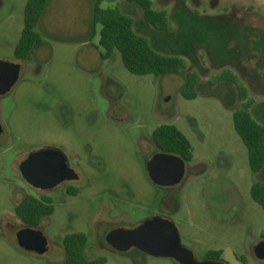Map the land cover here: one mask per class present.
<instances>
[{"label": "rangeland", "instance_id": "374dc122", "mask_svg": "<svg viewBox=\"0 0 264 264\" xmlns=\"http://www.w3.org/2000/svg\"><path fill=\"white\" fill-rule=\"evenodd\" d=\"M26 1L0 0V60L20 63L16 83L0 95V264H58L64 235L75 231L86 232L85 256L105 264H177L105 242L109 230L156 215L171 218L197 260L221 250L225 264H264L253 253L264 240V210L250 196L264 167L250 171L232 121L235 83L264 126V0H151L168 15L164 31L148 25L136 4L102 0L101 8L130 16L155 51L186 60L184 72L162 76L131 74L117 50L100 58V25L90 29L95 0H47L35 28L43 42L17 61ZM187 72L197 81L191 100L181 95ZM162 124L175 125L192 146L182 181L170 187L149 180L151 147L140 140ZM43 147L61 150L78 179L51 190L29 186L18 165ZM27 194L53 200L54 212L38 225L43 254L17 243L23 225L14 207Z\"/></svg>", "mask_w": 264, "mask_h": 264}, {"label": "trees", "instance_id": "16d2710c", "mask_svg": "<svg viewBox=\"0 0 264 264\" xmlns=\"http://www.w3.org/2000/svg\"><path fill=\"white\" fill-rule=\"evenodd\" d=\"M102 0H95L91 10V34L95 33V26L100 25L99 46L102 48L100 58L108 59L117 50L124 68L131 74L143 76H162L178 74L187 69L186 60L181 56L164 55L155 51L147 39L137 34L133 29L132 18L118 7L101 8ZM136 4L142 11L143 20L157 30H167L168 15L163 9H155L151 0H124ZM47 0H27L23 11V27L14 48L17 61L29 60L36 48L42 44L41 35L36 26L44 12ZM184 85L181 95L186 99L197 96L195 81L190 72L184 74ZM230 79H222L221 81ZM232 83V82H231ZM238 91L239 105L232 112L234 130L240 137L247 150V160L250 171L258 174L264 167V126L253 119L249 107L239 95V87L233 83ZM155 146L162 151L180 157L186 164L192 160V146L188 138L172 124H162L152 132ZM252 200L264 210V182L255 181L250 187ZM54 212L53 200L47 195H25L14 207V213L25 226L35 227L43 218ZM264 238V235L262 236ZM87 243L84 233H69L62 239L64 258L58 264H105L103 256L87 258L83 249ZM222 251H209L206 257L220 260Z\"/></svg>", "mask_w": 264, "mask_h": 264}, {"label": "water", "instance_id": "95a60500", "mask_svg": "<svg viewBox=\"0 0 264 264\" xmlns=\"http://www.w3.org/2000/svg\"><path fill=\"white\" fill-rule=\"evenodd\" d=\"M20 63L0 60V95L7 93L16 83ZM2 126L0 124V135ZM24 181L38 190H51L66 180L78 178L69 166L67 157L55 147H43L31 151L18 165ZM151 181L161 186H173L181 181L185 173V162L172 153H155L146 162ZM107 244L116 251L124 252L134 247L153 257L172 258L180 264H225L220 260H197L192 252L181 244L176 225L169 219L153 216L141 221L133 228L117 227L106 236ZM19 247L43 254L46 239L41 231L23 228L17 232ZM253 253L264 259V240L257 242Z\"/></svg>", "mask_w": 264, "mask_h": 264}, {"label": "flooded vegetation", "instance_id": "af4514ba", "mask_svg": "<svg viewBox=\"0 0 264 264\" xmlns=\"http://www.w3.org/2000/svg\"><path fill=\"white\" fill-rule=\"evenodd\" d=\"M153 130L154 129H152L151 130V132H150V134L148 135H145V136H143L142 138H140V140H141V142H143V143H146V145L150 148L151 147V157H152V155L153 154H155V153H168V152H165V151H162L161 149H159V148H157L156 146H155V144H154V142H153V139H152V132H153ZM150 157V158H151ZM149 158V159H150ZM148 159V160H149ZM147 162V161H146ZM145 168H146V163H145ZM75 171V170H74ZM146 172H147V170H146ZM185 172H186V163H185ZM147 175H148V173H147ZM184 175H185V173H184ZM184 177V176H183ZM148 178H149V176H148ZM76 179H78V178H76ZM76 179H72V180H76ZM183 179V178H182ZM182 179H181V181H182ZM72 180H66V181H63V182H61V183H64V182H69V181H72ZM149 180L151 181V179L149 178ZM180 181V182H181ZM179 182V183H180ZM151 183H153L152 181H151ZM179 183H177V184H179ZM154 185H156V186H160V187H170V186H161V185H157V184H155V183H153ZM177 184H175V185H177ZM59 185V184H58ZM174 186V185H173ZM78 193V191H72V190H67L66 191V194L67 195H70V196H74V195H76ZM156 216H160V217H163V218H166V219H169V220H171V218L170 217H166V216H163V215H156ZM145 220V219H144ZM23 225V224H22ZM138 225V224H137ZM135 227V226H134ZM23 228H30V229H32V230H36V231H41L42 232V235L45 237V239H46V236H45V234H44V231L41 229V228H38V225L37 226H35V227H32V226H25V225H23ZM23 228H21V229H23ZM117 228V227H116ZM20 229V230H21ZM114 229V228H113ZM112 230V229H111ZM19 231V230H18ZM110 231V230H109ZM108 231V232H109ZM76 232H81V233H84L85 235H86V232H83V231H75V232H71V233H76ZM107 232V233H108ZM106 233V234H107ZM69 234V233H68ZM106 234H105V236H106ZM65 236V235H64ZM87 236V235H86ZM105 236H104V239H105ZM87 241H88V239H87ZM106 242V241H105ZM107 243V242H106ZM87 244V243H86ZM62 246H63V244H62ZM86 246V245H85ZM254 247V246H253ZM132 248H134V247H132ZM113 249V248H112ZM131 249V248H130ZM136 249V248H135ZM46 250H47V242H46ZM84 250H85V247H84V249H83V252H84ZM114 250V249H113ZM137 251H139V252H141V253H143V254H146V253H144V252H142V251H140V250H138V249H136ZM116 251V250H115ZM128 251V250H127ZM46 252V251H45ZM63 252H64V248H63ZM119 252V251H118ZM124 252H126V251H124ZM193 254V253H192ZM207 254V253H206ZM85 255V254H84ZM148 255V254H147ZM149 256H151V255H149ZM194 256V255H193ZM153 257V256H152ZM64 258V257H63ZM195 258V257H194ZM170 259H172V258H170ZM173 261H175L177 264H180V263H178L176 260H174V259H172ZM201 260H215V259H210V258H208V257H206V255H205V257L203 258V259H201ZM221 261V260H220ZM62 262V261H61ZM60 263V262H59Z\"/></svg>", "mask_w": 264, "mask_h": 264}]
</instances>
